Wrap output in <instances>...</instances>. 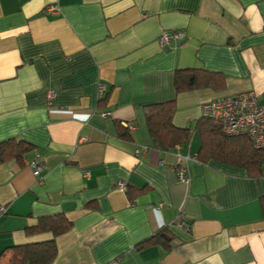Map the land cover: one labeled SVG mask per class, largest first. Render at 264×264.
Segmentation results:
<instances>
[{"label": "crops", "instance_id": "1", "mask_svg": "<svg viewBox=\"0 0 264 264\" xmlns=\"http://www.w3.org/2000/svg\"><path fill=\"white\" fill-rule=\"evenodd\" d=\"M174 30L185 40L163 47ZM189 68L200 87L177 93ZM250 90L264 106V0H0V143L33 147L0 163V264L10 247L52 239L27 230L58 214L73 225L51 264H264V169L198 159L203 104ZM172 100L192 136L169 148L146 106ZM166 226L171 247L139 248Z\"/></svg>", "mask_w": 264, "mask_h": 264}, {"label": "trees", "instance_id": "2", "mask_svg": "<svg viewBox=\"0 0 264 264\" xmlns=\"http://www.w3.org/2000/svg\"><path fill=\"white\" fill-rule=\"evenodd\" d=\"M198 71L194 68L176 71L175 87L177 93L200 87ZM105 99L102 98L101 102ZM176 109L174 100L146 106V121L150 135L158 138L169 148H174L177 144L187 143L192 136L189 127H179L174 123ZM118 128L123 137L130 135L128 128L120 124ZM196 130H198L202 140L198 154V159L201 162L207 163L211 159H218L227 164L246 168L252 176L257 177L263 174L264 147H255L249 135L229 136L223 131L222 123L219 120L205 116L198 121ZM32 149L31 144L15 139L0 143V163L11 158L22 159ZM143 190H139L137 193ZM262 206L264 210V197ZM72 225V221L63 214L41 217L38 224L30 227L27 231L29 234L49 233L53 237L52 239L10 247L2 254L12 253L8 264H51L58 253L56 238L68 232ZM174 239L175 236L170 227L166 226L138 246L143 248L163 244L171 247Z\"/></svg>", "mask_w": 264, "mask_h": 264}, {"label": "built area", "instance_id": "3", "mask_svg": "<svg viewBox=\"0 0 264 264\" xmlns=\"http://www.w3.org/2000/svg\"><path fill=\"white\" fill-rule=\"evenodd\" d=\"M55 10L56 7H51ZM186 33L183 30L165 31L159 38V42L163 47H172L175 42L185 40ZM106 86L101 84L99 93L102 97L105 94ZM49 101L52 104L55 98V92L50 91L48 94ZM202 113L205 117H211L219 120L222 123L223 131L229 136H237L247 134L251 137L253 144L257 148L264 147V106L260 103L257 94L253 91H245L230 96H224L216 100L204 103ZM110 111L101 112L102 117L108 118L111 116ZM125 127L130 131L135 129V125L125 123ZM81 140H84L82 138ZM146 150V147L136 149V154L141 155ZM192 159L190 155L184 156L185 163L178 170V178L182 182H189L190 176L188 171V162ZM33 168L35 176L42 178L44 164L38 160H33L29 163ZM118 186L124 188L126 182H119ZM6 213V206L0 204V218ZM176 225L180 228H185V223L179 219Z\"/></svg>", "mask_w": 264, "mask_h": 264}]
</instances>
